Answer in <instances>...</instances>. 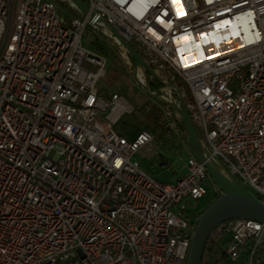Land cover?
<instances>
[{
	"label": "built area",
	"instance_id": "1",
	"mask_svg": "<svg viewBox=\"0 0 264 264\" xmlns=\"http://www.w3.org/2000/svg\"><path fill=\"white\" fill-rule=\"evenodd\" d=\"M60 1L72 18L54 0H0V264H187L208 170L192 154L172 181L142 168L139 152L163 155L157 135L116 130L134 107L100 86L107 56L83 36L98 32L142 85L121 37L161 83L166 66L180 76L210 156L264 201V0H82L86 15ZM214 233L231 235L223 249L237 262L264 222Z\"/></svg>",
	"mask_w": 264,
	"mask_h": 264
},
{
	"label": "rangeland",
	"instance_id": "2",
	"mask_svg": "<svg viewBox=\"0 0 264 264\" xmlns=\"http://www.w3.org/2000/svg\"><path fill=\"white\" fill-rule=\"evenodd\" d=\"M54 1L56 4V9L61 16L72 18L75 15L74 11L68 9L67 5L64 2L60 0ZM95 40H98V43H93V41ZM108 43L109 42L105 38H103L98 32L92 29L87 30L83 36V44L87 48L96 50L98 47L96 45L101 44L107 49L106 73L100 80L99 84L107 91H111L114 88L134 107L133 112L126 113L115 124V128L119 133L123 134L128 139H133L136 137L141 128H150V125L145 120L144 113H142L140 109L141 106L147 104L148 107H151V105L154 103L160 105L163 104L152 98L142 86L139 78L137 77V65L135 63L134 65H130L129 62L120 55L118 49L116 47H110ZM163 70L164 75H168L169 78L167 79L168 82H163V84L166 86L165 93L159 96L163 97L168 93L169 89L171 88L168 83L175 84L177 80H180L184 86L183 90H181L185 93V100L188 99L187 95L189 96V98H191V90L185 83V81L180 76H174V72L168 66H166ZM176 95L177 94H175V96ZM190 101L191 103H193L194 99L191 98ZM175 102L179 103L180 101L178 102L176 99ZM157 139L158 138L155 139V142L161 148L162 153L164 152L168 155L167 160L169 162V165L167 164L161 166L160 157L158 155L150 156L146 149L136 154L134 158L140 161L142 168L149 175L155 177L159 181H172V179L174 178L172 175V172L174 171L172 169H178V164H181L182 162L180 161V158L187 159L191 155V153L189 152L187 147L182 150L173 148L172 145L165 147ZM180 141V138L176 139V143H179ZM163 156L165 155L163 154ZM204 186L206 189V195L200 201V205L205 206L206 208L207 204H209L211 201L216 199L217 196H220L222 194V191L218 189L211 177H209L205 181ZM236 263L252 264L253 260L251 262V260L243 255Z\"/></svg>",
	"mask_w": 264,
	"mask_h": 264
},
{
	"label": "water",
	"instance_id": "3",
	"mask_svg": "<svg viewBox=\"0 0 264 264\" xmlns=\"http://www.w3.org/2000/svg\"><path fill=\"white\" fill-rule=\"evenodd\" d=\"M70 1L82 11L83 15L89 12L90 7L82 0ZM121 42L129 50L135 62L143 66L150 75L159 80L152 72L150 65L135 48L123 37H121ZM168 85L177 88L179 103L166 100L153 93L147 85L143 84L142 86L152 98L177 112L184 123L187 133L186 145L189 152L199 161L204 162L210 177L218 189L222 191V194L211 201L202 212L191 240L187 264H202L207 242L220 225L237 218H248L264 222V201L255 196L234 176H228L225 173L224 165L210 156L208 148L205 146L193 122L182 90L174 83H168ZM160 157V165H167V158L163 155H160Z\"/></svg>",
	"mask_w": 264,
	"mask_h": 264
},
{
	"label": "trees",
	"instance_id": "4",
	"mask_svg": "<svg viewBox=\"0 0 264 264\" xmlns=\"http://www.w3.org/2000/svg\"><path fill=\"white\" fill-rule=\"evenodd\" d=\"M98 50L107 55V49L105 46L98 44ZM147 80L149 88L153 93L157 95H163L165 93L166 86L149 73L147 74ZM175 84L183 90L184 86L180 80H177ZM190 96L193 99L192 95ZM187 97L188 99H186V103L189 104L191 102V98H189L188 95ZM179 100V97H177L178 102ZM140 109L142 113H144L145 120L150 125V129L156 133L158 138L157 140L165 147L172 145L173 148L178 150H182L187 147V133L184 128V123L177 112L168 106H163L157 103L152 104L151 107H148L147 104L143 105ZM197 131L203 140L204 138L198 128ZM177 138H180L181 140L179 143H176ZM230 240V234H223L217 237L212 236L207 242L202 264H235V262L230 261L228 255L223 249L224 245ZM253 249L254 244L251 243L247 245L243 255L249 260H251L252 257V264H264V241L255 248L254 254H252Z\"/></svg>",
	"mask_w": 264,
	"mask_h": 264
},
{
	"label": "bare ground",
	"instance_id": "5",
	"mask_svg": "<svg viewBox=\"0 0 264 264\" xmlns=\"http://www.w3.org/2000/svg\"><path fill=\"white\" fill-rule=\"evenodd\" d=\"M200 52H201V50L199 49V50H198V53H200ZM200 216H201V215H195V216L193 217V220H192L193 234H194V231H195L196 225H197V223H198V221H199V219H200ZM212 236L215 237V233H213Z\"/></svg>",
	"mask_w": 264,
	"mask_h": 264
},
{
	"label": "crops",
	"instance_id": "6",
	"mask_svg": "<svg viewBox=\"0 0 264 264\" xmlns=\"http://www.w3.org/2000/svg\"><path fill=\"white\" fill-rule=\"evenodd\" d=\"M157 144V143H156ZM163 154L165 155V157H167L168 155L166 154V153H164L163 152ZM168 158V157H167ZM168 164V163H167ZM164 166V165H163ZM173 173V172H172ZM173 175V177H174V173L172 174ZM235 264H237L236 262H235Z\"/></svg>",
	"mask_w": 264,
	"mask_h": 264
}]
</instances>
